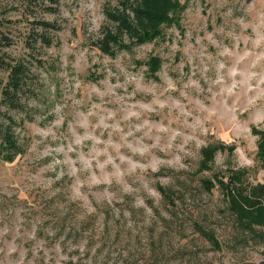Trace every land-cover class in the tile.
Wrapping results in <instances>:
<instances>
[{"label":"rangeland","instance_id":"rangeland-1","mask_svg":"<svg viewBox=\"0 0 264 264\" xmlns=\"http://www.w3.org/2000/svg\"><path fill=\"white\" fill-rule=\"evenodd\" d=\"M172 1L159 37L105 51L132 0H0V56L35 64L23 112L0 104L23 152L0 160V264H264L228 210L264 205V0Z\"/></svg>","mask_w":264,"mask_h":264},{"label":"trees","instance_id":"trees-1","mask_svg":"<svg viewBox=\"0 0 264 264\" xmlns=\"http://www.w3.org/2000/svg\"><path fill=\"white\" fill-rule=\"evenodd\" d=\"M28 1L32 2L34 0ZM180 9V6L173 3L172 0H132L127 8L129 14H125V12L115 16V20L118 22V33L117 35L108 33L104 42V50L108 51L112 45L122 50H129V47L122 43L123 33L131 39L135 38L137 40L135 44L137 45H144L148 41H152L161 35L162 27L177 22ZM34 25L26 37V47L33 50L36 45L41 47L52 46L53 38L51 33L58 31L60 26L45 20L36 22ZM28 57L30 55H27L26 58L17 57L7 62L3 56H0V69L4 72V83L0 88V104L8 112L14 114L20 111L23 112L24 104L22 101L30 99L31 93H33L29 89V81L30 77L34 75L32 66L35 64ZM150 59L147 65H149L154 74L160 70L162 60L157 56H151ZM36 61L37 67L44 68L43 62L40 60ZM3 119L4 122L0 124V160L13 163L19 155L23 154L22 146L15 134L16 127L21 125L19 122L22 119L17 121L9 113H4ZM255 132L260 137L259 150L257 152L258 160L264 165V132ZM218 181L222 187L223 180L218 179ZM253 191L255 195L261 196L260 192H264V184L257 185ZM247 202H249L248 199ZM228 205V210L235 217L238 229L242 235L243 241L241 243H249V240L255 243H264V230L259 231L255 228L259 225H264V205L260 202L258 203V201L250 204L256 209L255 211L244 210L243 208L239 210L232 207L230 201ZM205 234H208L207 236L212 242L219 243L214 233Z\"/></svg>","mask_w":264,"mask_h":264}]
</instances>
